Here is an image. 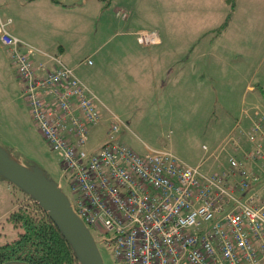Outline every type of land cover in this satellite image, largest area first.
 I'll use <instances>...</instances> for the list:
<instances>
[{"label": "rangeland", "instance_id": "1", "mask_svg": "<svg viewBox=\"0 0 264 264\" xmlns=\"http://www.w3.org/2000/svg\"><path fill=\"white\" fill-rule=\"evenodd\" d=\"M73 1L83 5V25L64 39L67 59H78L75 73L99 100L102 114L89 131L87 148L105 140L111 110L124 124L118 139L139 154L164 149L192 167L202 162L203 172H215L217 161L226 163L234 151L224 143L237 136L232 124L242 117L240 102L246 100L243 109L257 105L264 111V0H235L233 9L224 0ZM118 31L134 32L137 39L141 32L155 33L161 44L155 46L158 38L139 44L130 34L120 48ZM112 51L122 57L119 62H109ZM117 67L126 75L117 76ZM168 67L175 71L169 78ZM16 78H7L14 87L6 88L0 74V145L27 166L41 168L72 199L59 158L33 124ZM247 82L254 91L242 98ZM263 182L261 176L252 190ZM25 201L0 176V244L17 237L7 216ZM95 241L103 264H114L109 248Z\"/></svg>", "mask_w": 264, "mask_h": 264}, {"label": "built area", "instance_id": "2", "mask_svg": "<svg viewBox=\"0 0 264 264\" xmlns=\"http://www.w3.org/2000/svg\"><path fill=\"white\" fill-rule=\"evenodd\" d=\"M9 26L0 17V44L32 122L60 158L72 210L109 248L114 264H264V182L252 190L264 177V111L256 110L242 133L251 151L238 157L239 141H225L234 152L220 171L203 172L164 149L135 152L118 139L124 124L116 116L105 140L88 149V125L101 121L98 99L57 56L36 50ZM156 39L138 35L144 45ZM36 54L55 67L35 66Z\"/></svg>", "mask_w": 264, "mask_h": 264}, {"label": "crops", "instance_id": "3", "mask_svg": "<svg viewBox=\"0 0 264 264\" xmlns=\"http://www.w3.org/2000/svg\"><path fill=\"white\" fill-rule=\"evenodd\" d=\"M83 3L87 2V0L82 1ZM71 3V4H70ZM76 3L73 0H4L0 4V16L3 19H10V32L23 40L28 45L32 46L36 50L47 53L51 55H55L59 58L61 63L70 67L73 71H75L74 67H77L79 63L78 59H67V48L65 47V38L67 36L73 35L76 36V29L81 28L83 25V21L79 18V12L83 8V5H75ZM115 10L119 9V7H114ZM124 10V9H121ZM126 11V10H125ZM127 12V11H126ZM117 13V12H116ZM126 20V19H125ZM134 33V32H133ZM132 32H116L117 37H121L118 41V45L120 48H124L126 35L135 36L137 42V34ZM121 34V35H117ZM130 35V36H131ZM123 36V37H122ZM158 42L155 46L161 44L162 38L158 35ZM140 44V43H139ZM0 74L2 75L4 82H2L3 87H14V85L7 78H14L16 76L15 68L11 64L7 52L0 44ZM94 52V51H93ZM109 62L120 61L122 57L119 54L114 53L113 51L108 54ZM8 60V62H7ZM45 61L48 59L44 58V55L36 54L33 56V63L36 66L38 62ZM48 68H54L55 64L53 61H48ZM111 66V63H110ZM109 66V67H110ZM14 68L13 72L11 68ZM173 67H168L165 72V76L169 78V75L174 73ZM114 73L117 76L126 75V71L120 69L119 67L115 68ZM17 77V76H16ZM18 78H16L17 80ZM164 81L162 85H164ZM254 91L253 87L249 82L244 85L242 88V98L244 95ZM21 92V89H20ZM22 94V93H21ZM21 98L23 99L22 95ZM251 96V95H250ZM19 99V96H17ZM24 100V99H23ZM99 101V100H98ZM25 102V101H24ZM26 105V103H25ZM27 106V105H26ZM246 106V100L240 102V110L239 114H242V117L237 119L234 124H232L233 130L237 132L236 139L240 143V152L239 156L241 157V153L244 151H251V145L246 141L245 137L242 136V133H245L250 129L252 122L256 120L257 116L255 111L257 109V105H253L248 109H243ZM250 106V105H247ZM98 108V107H97ZM109 109H107L108 112ZM110 111V116H116V114ZM100 112V110H99ZM100 112V116H101ZM101 123V122H100ZM241 134V135H240ZM244 142L241 144V142ZM215 164V171H220L222 166H225L226 163L217 161ZM246 166L251 171H258L259 168L250 162H245ZM198 163L197 165H201ZM196 165V166H197ZM261 174V173H260Z\"/></svg>", "mask_w": 264, "mask_h": 264}, {"label": "water", "instance_id": "4", "mask_svg": "<svg viewBox=\"0 0 264 264\" xmlns=\"http://www.w3.org/2000/svg\"><path fill=\"white\" fill-rule=\"evenodd\" d=\"M0 176L27 194L50 217L79 264H103L93 235L72 210L68 196L41 168L27 166L0 145Z\"/></svg>", "mask_w": 264, "mask_h": 264}, {"label": "trees", "instance_id": "5", "mask_svg": "<svg viewBox=\"0 0 264 264\" xmlns=\"http://www.w3.org/2000/svg\"><path fill=\"white\" fill-rule=\"evenodd\" d=\"M224 1L233 9L235 0ZM73 73L82 82L75 71ZM100 122L88 125V135ZM59 163L61 166L60 158ZM24 195L27 201L19 202L7 216L17 237L12 242L0 244V264H79L55 223L33 199Z\"/></svg>", "mask_w": 264, "mask_h": 264}]
</instances>
